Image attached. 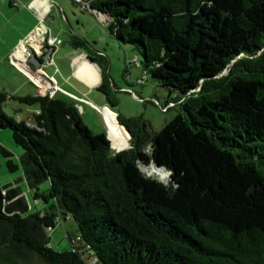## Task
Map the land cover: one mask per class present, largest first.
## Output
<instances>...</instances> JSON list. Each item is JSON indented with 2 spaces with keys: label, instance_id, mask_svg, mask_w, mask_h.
Wrapping results in <instances>:
<instances>
[{
  "label": "trees",
  "instance_id": "1",
  "mask_svg": "<svg viewBox=\"0 0 264 264\" xmlns=\"http://www.w3.org/2000/svg\"><path fill=\"white\" fill-rule=\"evenodd\" d=\"M88 4L106 14L107 32L133 46L145 77L172 93L165 104L178 110L152 132L116 112L125 139L114 150L70 96H17L38 108L27 122L2 110L0 91V126L21 148L32 196L45 201L27 212L17 186L0 185L3 264H28L34 254L44 264H88L84 247L97 264H264V65L256 63L264 54V0ZM68 42L87 47L81 36ZM98 64L97 88L114 105L107 66ZM0 153L14 170L10 151L0 145ZM148 163L168 170L166 183L142 170ZM151 166L165 178L164 168ZM55 217L72 222L79 244L67 231V248L50 245Z\"/></svg>",
  "mask_w": 264,
  "mask_h": 264
},
{
  "label": "crops",
  "instance_id": "2",
  "mask_svg": "<svg viewBox=\"0 0 264 264\" xmlns=\"http://www.w3.org/2000/svg\"><path fill=\"white\" fill-rule=\"evenodd\" d=\"M71 1L73 5L66 0H0V91L6 95L4 102H9L14 109H21L24 113L22 117L17 114L18 118L26 119L32 110L29 111L27 106H24L25 103L16 98L17 96L46 93L48 87H54L51 94H71L76 99H80L81 94H76L62 85L65 78L74 79L86 89L91 86L97 88L101 80V69L98 62L87 56V52L92 54L89 47L72 46L68 39L72 35L81 36L86 41L95 37V35L87 34L85 25L88 23L97 27L100 30L99 36L101 39L104 38L102 32L104 33L106 29L107 18L104 19L102 15L89 10L87 8L89 0ZM77 8L81 11H77ZM41 17L43 20L38 23V19ZM34 30L36 32L32 34ZM108 34L112 36L109 32ZM49 35L56 38V43L52 45L47 61L36 70H29V64L25 61L26 54L23 52L25 44L31 43L36 54L40 56L43 52L38 48L40 39L43 38L42 45H50L45 41ZM64 41L66 43H63ZM98 47L100 46L95 45L96 56L101 54ZM58 52L66 59V68L54 65V57ZM84 61L87 62V66L79 68ZM91 65L96 68L97 78L87 80L80 75L79 70L86 69ZM43 85L47 88H42ZM74 101L77 107L80 106L76 102L78 100ZM104 104L106 103H102V105ZM1 108L5 112L2 104ZM34 109H36L35 104ZM1 128L0 126V145L10 151V158L13 162L14 156H16L18 163L14 162L16 164L14 170H8L4 162L5 157L0 153V185L17 186L19 193L26 199L30 189L19 165L20 151L9 148L11 141L2 133Z\"/></svg>",
  "mask_w": 264,
  "mask_h": 264
},
{
  "label": "rangeland",
  "instance_id": "3",
  "mask_svg": "<svg viewBox=\"0 0 264 264\" xmlns=\"http://www.w3.org/2000/svg\"><path fill=\"white\" fill-rule=\"evenodd\" d=\"M66 1L73 5L71 0ZM77 11L81 10L77 8ZM42 20V17L38 19V23ZM85 27H87V34L95 35V37L87 39V46L93 56H96L95 51L97 48H95V45L100 46L98 48L102 56L96 57L98 58V62L107 66L105 88L108 92L109 99L114 102V105H110L106 101L104 93L95 86L86 89L85 86L70 77L65 78V82H63L62 85L76 94H81L82 97L76 99L71 94L68 95L64 93L63 95H68L73 100H78L76 102H78L80 106L77 108L81 117L92 131H104L106 133L107 130V135L112 142L113 149L120 145L125 139V131L112 121V117L116 112L126 117L128 116L144 120L147 130L150 132L157 130L178 110L177 103L172 105V102H168L165 104V99L167 97L170 98L172 93L168 96L166 88L156 84L149 77H145L140 65L132 62L134 57L138 60L140 55L131 44L117 41L105 31L106 29L104 30V33L102 32L104 38L101 39L99 36L100 30L97 27L90 25V23L85 25ZM63 43H66V41ZM59 53L60 52L54 57V65H61L66 68V59ZM256 63L264 65V54L257 57ZM86 64L87 62L84 61L79 68L87 66ZM79 73L87 80H92V78L94 80L97 78L96 68L93 65L88 66V68L81 71L79 70ZM115 86L122 87L117 88ZM102 103L106 104L102 105ZM24 106H27V109L31 111L33 110L34 104H25ZM2 107L7 114L14 117H17V114L22 117L24 114L21 109H14V107L7 101H3ZM1 130L2 133L7 136L8 140L11 141V147L9 148L20 151V146L13 142L10 130L7 127H2ZM123 146L125 148L127 144L124 143ZM14 162L18 163L16 156H14ZM151 165L141 164L140 166L145 173L155 176V173L151 171ZM165 171V178L162 179L157 176V179L164 183L167 182L168 178V170L165 169ZM47 186V179L38 183V188L40 190ZM26 202L28 204L27 212L37 208L39 209L45 204V201L40 197H33L31 191L27 194ZM67 231L71 233V237H74V225L72 222L70 223L68 218L56 222L47 230L50 245L57 250L67 248L69 246V241L66 237ZM73 242L74 244H78L77 239L73 238ZM3 263L4 260L0 258V264ZM17 264H26V261L18 259ZM28 264H44V262L34 254L29 257Z\"/></svg>",
  "mask_w": 264,
  "mask_h": 264
},
{
  "label": "water",
  "instance_id": "4",
  "mask_svg": "<svg viewBox=\"0 0 264 264\" xmlns=\"http://www.w3.org/2000/svg\"><path fill=\"white\" fill-rule=\"evenodd\" d=\"M87 8L89 10H92L100 15H102L104 17V19H106V14L102 11H100L99 9L97 8H94L92 7L90 4L87 5ZM39 50H42L43 52L40 54V56H38L35 52V49L34 47L32 46L31 43H27L25 44L24 48H23V52L25 55V61L29 64V70L33 71V70H36L37 68L40 67L41 64H44L47 59H48V56L52 50V45H40L38 46ZM26 52V53H25ZM116 114V113H115ZM120 125L123 126V124L119 123ZM126 129V128H125ZM126 131L128 132V130L126 129ZM106 137L108 138V135H107V130H106V133H105ZM128 136H129V132H128ZM109 139V138H108ZM109 145L112 147L111 145V142L109 140ZM128 146V144H127ZM126 146V147H127ZM121 149V148H120ZM114 150H118L117 148H115ZM153 163H148L147 165H151ZM154 165V164H153ZM156 167L158 165H155ZM163 167V166H161ZM155 178H157V174H155L154 176Z\"/></svg>",
  "mask_w": 264,
  "mask_h": 264
},
{
  "label": "built area",
  "instance_id": "5",
  "mask_svg": "<svg viewBox=\"0 0 264 264\" xmlns=\"http://www.w3.org/2000/svg\"><path fill=\"white\" fill-rule=\"evenodd\" d=\"M76 1H79V0H76ZM35 32H36V30H34L32 34H34ZM28 38L30 39L31 37L29 36ZM42 40H43V38L40 39L39 46L42 45V42H43ZM45 41H46L47 44L53 45V44L56 43V38L54 36L49 35V36H47L45 38ZM132 62L135 63V64H137V60L135 59V57L133 58ZM53 90H54V87H48L45 92L48 93L49 95H51V93H52ZM35 112H38V108L32 110L30 112L29 117H27L25 120L27 122L31 121L32 120L31 115H32V113H35ZM55 219H56V222H58L59 220H61L60 217H55ZM50 227H48V229ZM73 238L74 239H77V243L79 244V242H80L79 241V239H80L79 236L78 235H74V237H71L72 245H75L74 242H73ZM84 259H85V261H87L88 264H97V259L93 256V254H92V252H91V250L89 248H85L84 247Z\"/></svg>",
  "mask_w": 264,
  "mask_h": 264
},
{
  "label": "bare ground",
  "instance_id": "6",
  "mask_svg": "<svg viewBox=\"0 0 264 264\" xmlns=\"http://www.w3.org/2000/svg\"><path fill=\"white\" fill-rule=\"evenodd\" d=\"M50 79H51V78H50ZM42 88L46 89L47 86L43 85ZM121 143H122V142H121ZM126 144H128V143H126ZM154 167H155V166H154ZM155 168H160V167H155ZM155 174H157V176H158L159 178H161V175H160L158 172H156ZM164 181H165V180H164Z\"/></svg>",
  "mask_w": 264,
  "mask_h": 264
}]
</instances>
